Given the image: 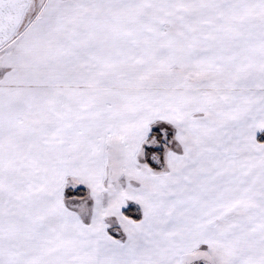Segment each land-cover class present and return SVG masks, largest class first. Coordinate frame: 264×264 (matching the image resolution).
<instances>
[{
  "label": "snow or ice",
  "instance_id": "snow-or-ice-1",
  "mask_svg": "<svg viewBox=\"0 0 264 264\" xmlns=\"http://www.w3.org/2000/svg\"><path fill=\"white\" fill-rule=\"evenodd\" d=\"M0 264H264V0H0Z\"/></svg>",
  "mask_w": 264,
  "mask_h": 264
}]
</instances>
